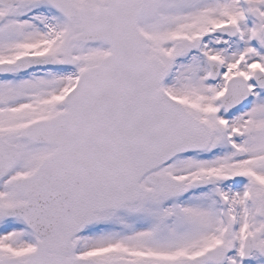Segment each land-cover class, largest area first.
Listing matches in <instances>:
<instances>
[{"label": "snow or ice", "instance_id": "6c2138e0", "mask_svg": "<svg viewBox=\"0 0 264 264\" xmlns=\"http://www.w3.org/2000/svg\"><path fill=\"white\" fill-rule=\"evenodd\" d=\"M0 264H264V0H0Z\"/></svg>", "mask_w": 264, "mask_h": 264}]
</instances>
